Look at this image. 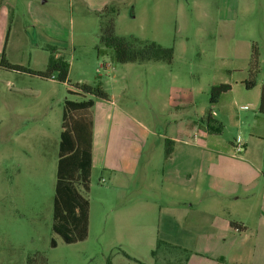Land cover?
<instances>
[{"label": "rangeland", "instance_id": "rangeland-1", "mask_svg": "<svg viewBox=\"0 0 264 264\" xmlns=\"http://www.w3.org/2000/svg\"><path fill=\"white\" fill-rule=\"evenodd\" d=\"M3 2L0 58L3 50L10 63L43 71L53 47L69 72L60 82L0 66V264H27L29 257L31 264L184 263L190 251L155 245L157 231L171 224L164 208L176 206L161 180L159 135L167 127L170 133L175 119L199 121L211 108L219 120L232 114L223 118L230 121L223 140H248L264 84V0ZM106 4L116 7L115 36L172 47V61L116 62L100 42ZM250 79L254 86L246 89L243 80ZM95 81L111 99L75 87ZM223 81L237 85L212 103L210 86ZM87 99L94 138L88 190L75 182L88 202L87 230L66 243L52 230L59 135L66 101Z\"/></svg>", "mask_w": 264, "mask_h": 264}, {"label": "crops", "instance_id": "crops-1", "mask_svg": "<svg viewBox=\"0 0 264 264\" xmlns=\"http://www.w3.org/2000/svg\"><path fill=\"white\" fill-rule=\"evenodd\" d=\"M6 17L7 9L0 0V23L4 24ZM243 83L246 89L254 86L253 79ZM235 85L221 93L220 100ZM260 87L253 102V118L247 123V141L241 135L223 140L230 122L223 118L232 114L220 113L219 120L214 110L213 117L222 125L218 135L206 133L202 121L186 116L172 122L170 133H166L167 127L164 135H159L163 145L164 138L174 141L171 155H163L161 180L174 195L176 206L164 208L171 224L157 235L170 248L191 252L183 264H264V121L253 129ZM232 122L239 126L238 117ZM237 139L243 143V151L233 155L232 143ZM93 151L92 132V160ZM181 193L186 196L177 198ZM158 209L162 213L161 206ZM256 252L261 253L256 256Z\"/></svg>", "mask_w": 264, "mask_h": 264}, {"label": "trees", "instance_id": "trees-1", "mask_svg": "<svg viewBox=\"0 0 264 264\" xmlns=\"http://www.w3.org/2000/svg\"><path fill=\"white\" fill-rule=\"evenodd\" d=\"M102 12L100 42L113 52L116 62H146L163 61L170 63L173 58V48L164 47L155 41H145L135 36L118 37L113 34L114 14L116 7L106 4ZM99 49V48H98ZM55 48H50L46 68L43 71H35L22 65L10 63L1 52L0 66L6 69L23 71L44 78H53L64 82L69 72L68 62L61 56L55 55ZM257 53L252 52V62L256 64ZM76 89L85 94L93 95L103 100L111 99V96L101 86L100 81L95 83H75ZM230 85L217 83L210 86V101L218 102L221 93L227 91ZM68 113H64L59 135L56 178L52 199V230L66 243L74 242L77 238H83L87 230L88 202L79 192L75 182L79 183L85 191L89 187V176L92 164V128L93 120L90 113L92 100L66 101ZM199 121L204 123V131L211 135H218L222 130L219 120L212 115V109H206ZM264 121V84L260 89L258 114L255 116L253 129L259 128ZM174 141L164 138V157H169ZM240 155V154H239ZM52 240V245H55ZM157 246L170 247L168 242L158 239ZM156 250H152V255ZM35 258L29 257L27 264H31ZM186 260V259H185ZM42 264L45 262L42 260ZM183 264V263H182Z\"/></svg>", "mask_w": 264, "mask_h": 264}, {"label": "built area", "instance_id": "built-area-1", "mask_svg": "<svg viewBox=\"0 0 264 264\" xmlns=\"http://www.w3.org/2000/svg\"><path fill=\"white\" fill-rule=\"evenodd\" d=\"M233 155H239L243 150V143L241 140H234L232 143Z\"/></svg>", "mask_w": 264, "mask_h": 264}]
</instances>
